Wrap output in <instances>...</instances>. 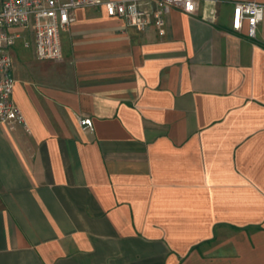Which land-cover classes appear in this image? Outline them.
<instances>
[{"label":"crops","instance_id":"0c3cea01","mask_svg":"<svg viewBox=\"0 0 264 264\" xmlns=\"http://www.w3.org/2000/svg\"><path fill=\"white\" fill-rule=\"evenodd\" d=\"M235 1L146 31L80 8L61 60L13 57L0 264H264V20Z\"/></svg>","mask_w":264,"mask_h":264},{"label":"built area","instance_id":"2783aa9c","mask_svg":"<svg viewBox=\"0 0 264 264\" xmlns=\"http://www.w3.org/2000/svg\"><path fill=\"white\" fill-rule=\"evenodd\" d=\"M198 4L199 0H0V123L10 129L27 124L13 100L15 78L12 73V48L24 33H31L38 60L57 61L63 58L61 33L75 20L77 9L104 6L109 15L122 17L128 26L146 31L152 26L162 28L165 15L173 6L192 14ZM263 20L264 3L234 2L233 30L241 31L246 27L248 36L255 38ZM24 45L29 47L27 41ZM81 123L92 127L91 119L81 120Z\"/></svg>","mask_w":264,"mask_h":264},{"label":"rangeland","instance_id":"374dc122","mask_svg":"<svg viewBox=\"0 0 264 264\" xmlns=\"http://www.w3.org/2000/svg\"><path fill=\"white\" fill-rule=\"evenodd\" d=\"M15 29H17L16 31L21 30L19 28H15ZM25 41H27L29 43V47H25V45H24ZM33 47H34V44H33V38L31 36V33L26 32L23 34V38L19 39L17 41L16 45L13 46L12 55L15 58V55L19 56L20 54H26V53L28 54L31 51H33Z\"/></svg>","mask_w":264,"mask_h":264}]
</instances>
